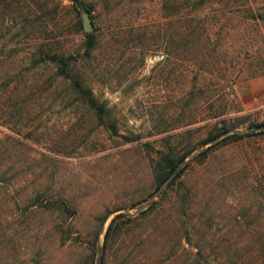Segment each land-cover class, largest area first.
<instances>
[{
  "label": "rangeland",
  "instance_id": "1",
  "mask_svg": "<svg viewBox=\"0 0 264 264\" xmlns=\"http://www.w3.org/2000/svg\"><path fill=\"white\" fill-rule=\"evenodd\" d=\"M82 1L0 4V264H264V22L225 0ZM68 53L104 121L55 73ZM222 121L250 134L200 143ZM188 147L154 195L159 151Z\"/></svg>",
  "mask_w": 264,
  "mask_h": 264
},
{
  "label": "trees",
  "instance_id": "2",
  "mask_svg": "<svg viewBox=\"0 0 264 264\" xmlns=\"http://www.w3.org/2000/svg\"><path fill=\"white\" fill-rule=\"evenodd\" d=\"M71 4L74 6L76 3L83 2L82 0H70ZM209 0H162L161 1V8L164 10L163 12L165 14H173L177 12V10L182 6V3H184V6L186 7V10L188 11H196L200 9L206 2ZM229 6L235 8L236 10L240 11H248L250 18H259L264 22V5L257 3L255 0H225ZM5 2H8V0H0V4H5ZM259 2V1H258ZM91 10V6L87 7V11ZM254 11V12H253ZM185 20L186 15L184 16ZM193 25L192 27H194ZM192 30L190 32L184 33V41L185 43L190 44V41L193 40V38L190 36ZM84 39H83V50L82 53L86 56H89L91 54V50L94 48L95 42H96V35L93 31H87L84 32ZM44 52V51H43ZM43 53H39L36 59H34L33 66L39 64L41 61H43ZM77 61V57H75L74 54L68 53V54H57L55 58V73L59 76H62L69 80L70 87L75 91L78 98L82 100V102L87 105L89 108H91L98 119L103 120V115L107 114L108 109L105 107L104 102L99 101L93 94L91 88L87 86L84 82L81 76L79 75V71L75 67V63ZM222 121V124L218 126L217 129L209 131L208 134L201 139L200 143H206L216 137H218L221 134H224V136H232V137H242L244 135L250 134V132H231L226 133L229 130V127L225 125ZM107 126L112 130L116 131L113 121H107ZM264 119L261 121L250 123V125H253L255 127L263 125ZM260 130L264 131V127ZM220 140V138L218 139ZM209 145L205 146L203 149H201L199 152L201 155H205V153L208 150ZM192 150V148L188 147L185 149L182 153L178 155H174L170 152H161L159 151V159L156 165L153 167L154 171V180L156 183V187L160 185V183L170 174L173 172V177L179 176L181 172L184 170L186 162H183V159L185 156ZM171 181V180H170ZM124 215L122 212L115 213L107 223V226L105 228V231L103 233V245L107 242L110 234L114 231L115 225L117 224L115 219L119 216ZM260 251L262 255L264 256V245L261 246ZM199 264L198 262H196ZM192 264H195V262H192Z\"/></svg>",
  "mask_w": 264,
  "mask_h": 264
},
{
  "label": "water",
  "instance_id": "3",
  "mask_svg": "<svg viewBox=\"0 0 264 264\" xmlns=\"http://www.w3.org/2000/svg\"><path fill=\"white\" fill-rule=\"evenodd\" d=\"M81 15H82V19H81V21H82V27H83V30H85V31H91V29H92V23H91V20H90V17H89V15H88L87 11H84ZM259 127L263 128V127H264V124H263V125H260ZM234 131L237 132V133L242 132V130H240V129H235ZM169 178H170V175L165 179V182H166ZM163 184H164V182L161 183V184L158 186V188H157V189L155 190V192H154V195H156V194L159 192V190H160V188L163 186ZM139 208H140V207H138L137 209H139ZM96 264H97V263H96Z\"/></svg>",
  "mask_w": 264,
  "mask_h": 264
},
{
  "label": "crops",
  "instance_id": "4",
  "mask_svg": "<svg viewBox=\"0 0 264 264\" xmlns=\"http://www.w3.org/2000/svg\"><path fill=\"white\" fill-rule=\"evenodd\" d=\"M248 93V92H247ZM243 95H245V94H243Z\"/></svg>",
  "mask_w": 264,
  "mask_h": 264
}]
</instances>
